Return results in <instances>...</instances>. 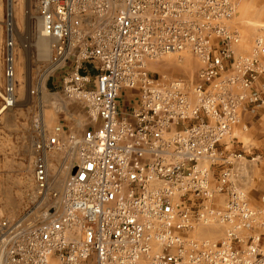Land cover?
I'll return each mask as SVG.
<instances>
[{
  "label": "built area",
  "instance_id": "2783aa9c",
  "mask_svg": "<svg viewBox=\"0 0 264 264\" xmlns=\"http://www.w3.org/2000/svg\"><path fill=\"white\" fill-rule=\"evenodd\" d=\"M241 1L38 0L57 41L49 70L74 57L63 91L90 124L68 136L75 162L45 218L0 221V264H264L263 236L241 237L264 221L235 186L231 151L236 127L264 108V36L239 56L241 32L226 23ZM181 52L202 62L195 79L151 76L150 61ZM54 131L37 145L41 195L45 156L66 132ZM211 220L228 236L194 239Z\"/></svg>",
  "mask_w": 264,
  "mask_h": 264
},
{
  "label": "rangeland",
  "instance_id": "374dc122",
  "mask_svg": "<svg viewBox=\"0 0 264 264\" xmlns=\"http://www.w3.org/2000/svg\"><path fill=\"white\" fill-rule=\"evenodd\" d=\"M11 10L14 19L10 17ZM40 21L42 24L38 0H0V112L5 108L0 114V221L27 219L29 223H36L44 219L45 212L53 205V194L62 195L71 176L70 170L76 157L70 151L68 136L72 133L81 135L90 124L84 106L63 91L62 79L75 70V59L72 57L50 72L56 42L51 45L50 58L42 56L37 47ZM11 23H15V31L11 30ZM226 23L232 30L241 32L243 41L236 47L237 54L247 56L253 53L255 39L264 36V0L241 1L236 6L235 14ZM10 50L17 53L15 67L9 64ZM9 68H14L16 76L13 86L8 81ZM202 68V62L189 52L164 55L150 61L147 67L153 78L185 81L195 79ZM82 71L95 76L90 67H83ZM257 85L263 87L264 78ZM10 93L14 99L9 105L7 99ZM254 114L249 111L244 122L236 127L234 136L237 140L231 143V151L242 155L234 165L235 186L244 193L250 208L258 213L259 221L262 222L264 117L260 121L255 119L253 125L245 124L247 117ZM58 126H63L66 131L59 136L63 146L53 149L45 157L54 168L63 169L65 175L63 179L55 180L54 173L49 172L48 168V190L41 195L35 181V164L39 157L37 145L48 137H54V129ZM220 199V208L223 209L224 200ZM211 224L221 228L222 237L200 238L197 231L204 227L202 224L197 228L194 239L216 243L226 238L231 230L230 225L220 221L207 225ZM257 228L255 233H241L243 240L247 242L256 235L263 236L264 240V226Z\"/></svg>",
  "mask_w": 264,
  "mask_h": 264
},
{
  "label": "bare ground",
  "instance_id": "6f19581e",
  "mask_svg": "<svg viewBox=\"0 0 264 264\" xmlns=\"http://www.w3.org/2000/svg\"><path fill=\"white\" fill-rule=\"evenodd\" d=\"M10 17L11 19H14V14H13V11L11 10L10 12ZM13 22V21H12ZM15 23H11V30L12 31H15ZM17 29V28H16ZM38 37H37V47L39 48L42 56H45L46 58H50L51 56V45L53 44V42H57L55 39L53 38H50V37H47L45 32H44V25H43V22L41 24V21L39 23V31L37 33ZM14 49V48H13ZM256 49V48H255ZM255 49L253 51H255ZM17 53L15 52V50H10V59H11V65L13 67H15L17 65ZM14 59V60H13ZM14 69V68H13ZM14 77L12 79H9V83L11 86H13L15 84L14 81H16V76L13 75ZM12 91V90H11ZM13 95L10 93V97L7 99V103L10 105L12 104V100H13ZM5 109V108H4ZM3 109V110H4ZM2 110V111H3ZM2 111L0 112V114L2 113ZM79 124V123H78ZM47 160V159H46ZM49 164L48 168H49V172L52 171L54 174L53 176H55V180L58 179H63V176L65 175V172L64 170H57L56 167L54 168L50 163H48V160H47V165ZM55 166V165H54ZM56 169V170H55ZM45 218V216H44ZM218 220H211L210 222L208 221V223H205L203 224L204 227L203 228H200L198 229L197 231V236H199L200 238H203V239H207V238H211V239H216V238H220L223 236V231L221 230V228H219V226H214V224L208 226L207 224H210L211 222H215ZM221 222V221H220ZM216 225H219V224H216ZM202 226V225H201ZM207 226V227H206ZM200 227V226H199ZM85 264V263H84Z\"/></svg>",
  "mask_w": 264,
  "mask_h": 264
},
{
  "label": "crops",
  "instance_id": "0c3cea01",
  "mask_svg": "<svg viewBox=\"0 0 264 264\" xmlns=\"http://www.w3.org/2000/svg\"><path fill=\"white\" fill-rule=\"evenodd\" d=\"M252 113H255L254 115H249L246 119V123L245 124H249L251 123L253 125V122L255 121V119H257L256 121H260L263 117H264V109H257L256 111L252 112ZM240 143V142H238ZM243 145V143H242ZM243 149H244V145L242 146ZM240 170H238V174H239V177H240Z\"/></svg>",
  "mask_w": 264,
  "mask_h": 264
}]
</instances>
